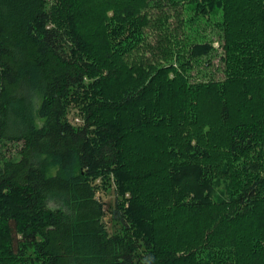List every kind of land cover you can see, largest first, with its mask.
<instances>
[{"label": "trees", "instance_id": "trees-1", "mask_svg": "<svg viewBox=\"0 0 264 264\" xmlns=\"http://www.w3.org/2000/svg\"><path fill=\"white\" fill-rule=\"evenodd\" d=\"M0 264H264V0H0Z\"/></svg>", "mask_w": 264, "mask_h": 264}, {"label": "rangeland", "instance_id": "rangeland-1", "mask_svg": "<svg viewBox=\"0 0 264 264\" xmlns=\"http://www.w3.org/2000/svg\"><path fill=\"white\" fill-rule=\"evenodd\" d=\"M192 15V13L190 11H188L187 9H184V11L181 13V18H184V20H188V18ZM177 19L175 17H173V21L175 22ZM176 25V24H175ZM187 32H189V34L194 35L193 37H197L200 38L202 36H206L208 38V40H211L212 42H214V44L216 46H220V34L218 31V28H216L215 26H209L206 24H203L200 28H198L197 32L193 33L192 29L190 30L189 27H186ZM197 40V39H195ZM197 41H201V39L197 40ZM221 68V66H218V60H215L214 63V67H211L209 69H206L205 66L203 67H195V71H194V75L197 79L202 80V78L205 77V75H209L215 79H222L223 75L222 72H220V70H218V68ZM219 68V69H220ZM222 69V68H221ZM73 112L70 114L69 118L71 120V122L75 125H79L82 123V118L81 116L78 114V111L76 109L72 110ZM22 147V144H9L7 146V151L6 153L9 155H14L17 153V151ZM9 150V151H8ZM57 172V170L55 171L53 169L52 173L55 174ZM99 199L101 200V202L104 205V210L106 213L105 216V223L108 227V230L111 234L117 232L120 229V224L117 223V221H115L113 219V214L112 212L115 210L116 208V192L115 189L112 188L110 190H108L107 192H101L98 194Z\"/></svg>", "mask_w": 264, "mask_h": 264}]
</instances>
